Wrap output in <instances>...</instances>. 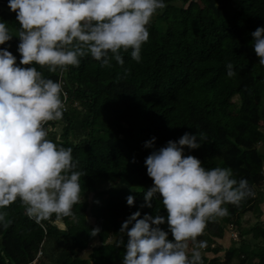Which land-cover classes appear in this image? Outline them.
Listing matches in <instances>:
<instances>
[{"label":"trees","instance_id":"obj_1","mask_svg":"<svg viewBox=\"0 0 264 264\" xmlns=\"http://www.w3.org/2000/svg\"><path fill=\"white\" fill-rule=\"evenodd\" d=\"M165 2L147 25L149 39L140 61L129 49L121 51L123 65L112 59L111 66H101L90 54L79 65L57 66L54 72L35 65L45 77L65 80L68 97L62 119L47 121L45 127L49 139L73 149L84 173L82 199L73 205V215L59 222L55 214L39 222L28 217L19 198L0 208L5 213L0 264H122L127 235L119 232L115 237L117 223L122 225L137 210L141 217L167 215L159 193L151 198L152 207H141L144 191L153 184L144 161L184 132L207 137L198 148L183 146L185 154L208 168L231 167L237 180L246 178L255 193L224 205L234 216L233 225L226 215L208 220L196 238L206 241L200 250L203 264H264V225L241 226L248 212L261 217L257 201L264 196L259 189L264 183V65L251 46V32L264 26V0ZM0 19L14 34L19 30L7 0H0ZM18 44L16 35L0 44L17 63ZM228 62L233 76L227 75ZM123 116L137 120L128 124ZM60 123L59 133L55 127ZM152 137L153 146L146 147L144 142ZM114 174L120 184L107 186ZM130 194L135 198L131 206L126 202ZM230 226L237 229L238 240L225 249L221 240ZM93 228H99L95 235ZM161 228L168 230L166 223ZM249 235L260 241L253 243Z\"/></svg>","mask_w":264,"mask_h":264},{"label":"clouds","instance_id":"obj_2","mask_svg":"<svg viewBox=\"0 0 264 264\" xmlns=\"http://www.w3.org/2000/svg\"><path fill=\"white\" fill-rule=\"evenodd\" d=\"M20 28L14 34L0 19V44L19 37L17 57L0 48V208L19 198L25 213L37 222L56 215H73L81 201L80 178L71 147L48 138L45 122L62 119L66 93L62 81L45 77L35 65L56 71L79 65L86 55L111 66L112 59L124 64L121 51L131 49L140 61L141 48L149 39L150 23L165 0H7ZM251 46L264 65V26L251 32ZM233 76V65H226ZM127 71V70H125ZM199 136V140L197 139ZM204 133L184 132L169 139L145 159L152 186L144 191L141 207H152L151 198L162 197L167 215L132 212L121 233L127 242L122 264H203V233L209 219L228 215L227 203L238 204L255 195L246 178H237L231 167L208 168L183 146L195 149ZM155 137L145 141L152 147ZM128 195V205L134 204ZM5 213L0 211V221ZM11 221H8L10 223ZM167 224V231L161 228ZM131 225V227H129ZM61 229L65 224L59 223ZM99 228H93L95 235ZM171 235V238H170ZM120 240L118 243H122ZM190 242L193 245L190 247Z\"/></svg>","mask_w":264,"mask_h":264},{"label":"rangeland","instance_id":"obj_3","mask_svg":"<svg viewBox=\"0 0 264 264\" xmlns=\"http://www.w3.org/2000/svg\"><path fill=\"white\" fill-rule=\"evenodd\" d=\"M137 120V116H123L122 117V121L128 123V124H133L135 121ZM262 125V123H261ZM62 126L63 124H58L57 127H55V131L56 132H61L62 131ZM58 133V134H59ZM56 134V137L59 138V135ZM50 135H48L49 137ZM120 184V178L118 175H112L111 178L109 179V181L107 182V186H110V185H119ZM259 189L261 191H264V183L262 186L259 187ZM258 204H259V207L261 208V211H262V214H261V217H258L257 216V213H254V212H248L246 215L243 216L242 220H241V226L244 228V229H248L250 227H253L255 226L258 222H260L262 225H264V196L263 197H260V199H258ZM228 218L231 219L232 221V225L234 224V216L232 215V213L230 212V210L228 209V215H226ZM121 226V222H118L117 223V231L114 232V235L115 237L119 236V227ZM237 229L233 226H230V228L227 230L226 232V235L225 237L221 240V243L223 244V246L225 247V249L227 248H230L232 245H233V241L234 240H238V237H237ZM253 235H249V237L247 236V238H251L252 242L253 243H257L260 241L257 240L255 241L253 238ZM96 245H99V239L97 238L96 239ZM223 255V252L220 254V256ZM84 256H88V253H86ZM212 256V255H211ZM33 264H36L35 262Z\"/></svg>","mask_w":264,"mask_h":264},{"label":"built area","instance_id":"obj_4","mask_svg":"<svg viewBox=\"0 0 264 264\" xmlns=\"http://www.w3.org/2000/svg\"><path fill=\"white\" fill-rule=\"evenodd\" d=\"M60 81H62V84H63V86H64V84H65V80H63V79H60ZM64 89V88H63ZM64 92L66 93V99L64 100V103L66 102V100H67V97H68V94H67V91L64 89Z\"/></svg>","mask_w":264,"mask_h":264}]
</instances>
